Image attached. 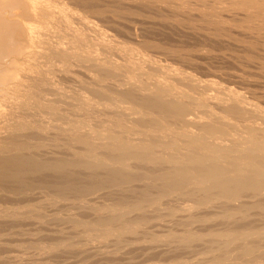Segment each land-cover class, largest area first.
Returning a JSON list of instances; mask_svg holds the SVG:
<instances>
[{
  "label": "bare ground",
  "instance_id": "1",
  "mask_svg": "<svg viewBox=\"0 0 264 264\" xmlns=\"http://www.w3.org/2000/svg\"><path fill=\"white\" fill-rule=\"evenodd\" d=\"M52 1H54V0H52ZM58 1L56 2V4L58 3ZM199 1L202 4L213 3V4H211V5H213V10H212V12H210V15H216V13H219V11L221 12L223 10H227L229 12L231 10H233V11H235V13L236 12L242 13L244 15L245 20H246V21H244V23L247 22L246 29L248 28L249 30L250 29L252 30V28L253 29L256 28L257 29L256 32H258V35L262 34V36H264V0H212L210 2H206L207 0H199ZM146 2L159 4L160 2L170 3V2H175V1H173V0H146ZM192 2H195V1H192ZM60 3H62V2H60ZM56 4H54V2L52 3L51 1L50 2L44 1L41 3V1L37 2L36 0H0V8H2V9H4V8L5 9L6 8L13 9V7L21 8L22 13H20L21 15H19V16L23 18V20L20 17L19 18H12V19L9 18V20H8L7 19L8 17L6 19L4 18V16L6 14L8 15V13L4 14V16H3V14L0 12V87H1L0 90H3L1 92H8L9 93V94L6 93V94H8V96L6 95L7 98L2 96V97H4V99H8V103L6 104V103H4V101L2 102L4 104H3V106H1V108L3 110L0 111V119H1L0 128L5 129V132L8 128V130H9L8 132H10V133H8L9 135H7V136L9 138H20V139L21 138L23 139L24 137L28 136L29 132H30V134H32L33 131L34 132H36V131L44 132V131H46L45 129L48 127H49V129H51L50 126L52 127L53 130H55V132L57 134H59V136H60L61 131H65L64 136L69 138L71 140V142L73 143L71 146L69 145L67 149L70 148V149H72V152H74L73 154H71V156L74 154L75 155L72 157L73 159H71V158L58 159L59 157H57V159H54V160L52 159L50 161L41 162L42 160H38L37 158L34 157V154L36 153L35 148H34V150L32 148V152H30V150H28L29 152L26 150L29 154L28 153L26 154V152H25L24 155H19L18 152L16 154V151H15V154L9 155L10 157H8L4 161V162L8 163V166L3 168L2 171L0 170V178L1 177L5 178V176L9 177L7 175V174H9L10 175L9 179H15L16 180V178L20 179L23 175L26 176V175H28V173H31V172L39 173L41 170H45V171L50 170L52 172L58 173L57 175H59V176L62 174L64 176V174L69 175L71 173L70 170H72V172H73V169L74 170L78 169L81 171L82 170H88L89 171L88 174H90L91 172H93L95 174L96 171H97L96 173H98V171L99 172L102 171L104 173L102 175L103 177L100 179L98 178V179L103 184H105V186L108 185V187L106 186L107 188H109V187L112 188L113 186L120 188V186L122 187V184H124V185L130 184L129 182H131L133 180V178H135V176H133L134 175L133 174L134 166L132 164L133 162L129 163L130 160L155 162L162 167V171L159 175V179H161L163 181L162 187L156 193H148V192L142 193L140 191L142 193L141 198L139 200H137L136 202H134L130 206V210L129 209H119V208L117 209L115 206L113 208L110 207L111 209H107V207H106V211H104V209H103V211H101L100 208L99 209L97 208L101 212V214H102V212L103 213L108 212L106 214L107 216L105 218L106 221L108 220V222H110V220H116V219L124 218L125 216L127 217V215L131 216V215H133V214H131L132 212H139L140 215L148 216L146 214L150 215V213H148L151 211L150 209L151 208L156 209L158 207V204H160V203L162 204L161 200H163L164 198L167 199V198L172 197V196H176V198L177 197L179 198L182 194H185L186 196L188 195V196L194 198V202L190 203V204L186 203V202H185L186 203L185 204L182 202L183 203L182 207L177 206L178 210L180 211V213H178V215L180 214L182 217H184L183 219H185V220H193L196 218H200L199 215L205 213V211H204V213L203 212L200 213L199 209H209V208L210 209H227L230 212L232 211V213L229 214L230 217L231 216L235 217V215L240 216L243 219L241 221V224H243L242 222L246 223L243 226L238 224V226L240 225L239 229L241 231H244L243 232L244 234L252 232L253 235H257L260 237L258 243H256V244L251 242V241H248L247 238H244V240H242L244 242H242V244H240V246L238 247L237 255L249 256V257L254 256L252 258V262H263L264 263V108H262L260 105L256 104L255 102L248 99L246 96H243V94H240L239 92L235 91L234 89H232L230 87L217 85V82H215V80H212L209 78H208V80L207 79L203 80L202 77H201L202 78L201 79V78L197 77V75L195 76L193 72H192L193 74L190 73L188 70L187 71L183 70L181 72L179 70H177L178 72H176L177 68H175V69L174 68H168L167 67L168 65L167 66L164 65L163 66L164 68H163L162 66L158 65V63H160V62L157 61V63H156L155 61H153V62L149 61V59L147 60L146 57H144V54H143V56L140 55V53H138L137 49H135V50H137L138 54L137 53L135 54V50H134L135 55L132 54L133 56H131V53H129L127 51V47L123 46L122 48L121 47L118 48V47H116L115 43H114L115 48L112 45H110V43L108 44L107 42H103V45H99L100 43H98V45H92L90 42H88L87 38L85 36H83L85 34L84 33L85 29L89 30L90 28L91 29L96 28L92 24L93 23L92 20H90L92 22L91 23L89 20L86 19L87 14H86V18L84 16H83V18L81 16H79V17L77 16L78 19L75 18L76 20H80V24L82 27L79 25H78V27L73 26V24L75 22L73 21L72 18L76 12L74 11L75 13H73L71 15H70V13H68L69 16H66L68 10L67 9H66L67 11L63 10L66 7H63V5H62L63 8H60L61 10L66 12V14H65L64 12H62L59 9H58L59 11H56V7H58ZM184 4H186V1L180 2V6L182 8H184L183 7ZM59 7H61V6H59ZM205 7H206V5H205ZM125 11H126V9H125ZM112 13H113V11H112ZM238 13H236V14H238ZM231 14H233V13H231ZM11 15H13V14H11ZM78 15H80V14H78ZM185 18H187V17H185ZM28 20L30 22L31 21H33V22H31V23L27 22ZM231 20H234V19H231ZM76 22H78V21H76ZM95 22H94V24H95ZM242 22H243V20H242ZM77 24H79V22ZM39 26H40V28H39ZM75 27L83 28L84 29V30L82 29L84 31L83 34H81L78 31L79 29L77 30ZM98 27H100V26H98ZM50 28H52V29H50ZM48 29H50L51 32L53 30H56L57 35H51L50 31H48ZM63 30H65V31H63ZM97 31L101 32L100 30H97ZM97 31H95V32H97ZM254 32L255 31L253 30V33ZM53 34H55V33H53ZM92 34H94V32ZM99 34H101V33L97 34L98 37H99ZM102 34H101V36H102ZM85 35H88V34L86 33ZM90 37H92V36H90ZM95 37H94V39H95ZM103 37H104V35H103ZM103 37H101V38H103ZM104 38H105L104 41H106L107 40L106 36ZM99 39H100V37H99ZM99 39L97 40L98 42H99ZM254 39H255V37H254ZM108 40H109V38H108ZM92 41H95V40H93V38H92ZM259 41H261V40H259ZM262 41H263V39H262ZM110 42H112V41L110 40ZM262 44L264 45L263 42H262ZM77 47H79L80 48L79 50H81V51H74L72 49V48H77ZM114 49L117 50L116 51L117 53H115V54L113 53ZM133 49H131V50H133ZM263 50H264V48H263ZM6 58H8L9 61ZM5 59L7 60L6 62H9L8 65H5L3 63V60H5ZM22 60H27V61L30 60V62L32 61L31 65L27 64V63L25 64V65L30 66V67L27 66L28 71L26 69L25 70L28 73L27 77H29L32 81H34L33 82V83H35L34 86L38 87V88H36V87L35 88L37 90L38 89H42V90L45 89L47 92L49 91V93H52V94H54V92H55L54 90H56L58 92V90L56 88L59 89V87H56L57 86L56 82L54 84L53 83L54 81H50L51 79H49V76H48L49 74L47 75L48 72L51 73L53 71L56 73L58 70H60V71L63 70L62 73H60L63 75L64 72L70 71V69H68V68L69 67L71 68L72 67L71 65H73L74 68H75L74 65H76V68H78L77 65H79L81 67V68H79V70L77 69L75 72L80 71V69H82L83 67H86V68L89 67L91 69V73H89L90 71L89 72L87 71L86 76H88V77H86L83 74V73H86L85 71H83V73H82V75L85 76V79H83L84 76H83V78H81L82 76H79L81 78V80L83 79L82 81H80L78 79V77H77L78 74H76L77 76L73 74L78 79V81H77V79H76V81L81 82V83H79V87L81 86L80 89H82V90L86 89V92H88V91L91 92L92 97L91 96L89 97L87 95L84 97L83 94L81 95L82 91L80 92V95L82 96V98L83 97L84 98L81 100V104L79 101L78 102L81 106L84 105L86 107V108L85 107H82V108H85L87 110H85L84 112H82L81 110L78 111V109L76 107L75 112L77 114L72 113L74 118L73 117L69 118L70 122L67 120L69 123L68 127H65L66 124L63 125L64 123L62 124L63 126L60 125L61 123L57 124L59 120L58 121L54 120V121H57L56 124H54V121L52 119H51V121L53 122V125H51V122L49 121L50 120L49 119L48 120L50 122V126H49L48 125L49 123H47L46 122L47 120H45L46 118H44V117H48V116H45L44 114H48V115H50L49 117H53V115L58 113L57 112L58 109L56 111V109L51 107L52 104L51 105L50 104L45 105L49 102L46 101V99H45L46 95L44 96L42 93H39L40 90H38L39 92H37V90H36V92L38 94H35L38 101H41V102L45 101L47 103L42 104V103L38 102L39 105L42 104V106L39 108L38 113L36 112L37 115H39V116H36L34 113L35 111L32 110L34 107L33 106L34 103L32 105H31L32 102H30V101H29L30 103L26 102L27 104L24 102L20 103V99H16V97L14 99V97H10V95L12 96V94L13 95H15L17 93L19 94L20 91H18V90H20L19 89L20 86L21 85L23 86V84H24V83L22 84V82L20 83V80L18 83H16L17 79L20 78V77H18L20 72H18L17 70L19 69L18 66L20 64V61H22ZM52 61H57L56 63L61 62L63 64L62 65L61 63H59V64H61V69L59 68L60 66L58 67V64H57V67L59 69L57 70L56 67L54 68V69H56V71L53 70V67L50 68L51 71H49V69H47V67H49V66L44 68L46 65H50V66L53 65ZM146 61H149L152 63H149ZM245 62H246V60H245ZM49 63H52V64H49ZM23 64H24V62H22V65ZM25 65L22 67H25ZM21 66H20V69H21ZM66 70H68V71H66ZM83 70H84V68H83ZM21 71H22V69H21ZM158 71H163L166 76H164V74H163V76L160 77L158 75V74H160ZM215 71H216V69H215ZM75 72L73 71V73H75ZM80 72H82V71H80ZM55 73L53 75H55ZM57 74L60 75L59 72H57ZM67 74L71 75V73H67ZM79 74H81V73H79ZM53 75L50 74V76H53ZM73 75H71V76H73ZM160 75H162V74H160ZM71 76H68V77H71ZM74 76H73V79L75 81ZM114 76L118 77L117 79H115V81L112 80ZM29 78H27V79H29ZM106 78H110V80H112V81H109L108 79H107L108 80L107 81V80H105ZM86 79H88V80H86ZM31 80H29V81H31ZM77 85H78V83H77ZM30 86L32 87L33 84L32 85L30 84ZM11 88H12V90H11ZM25 88H28V87H25ZM60 88H61V86H60ZM21 89H22V87H21ZM24 89H22V92L23 91L25 92V90H27V89H25V90ZM30 90H33V88L32 89L30 88ZM45 90H43V91L45 92ZM29 92L31 93V91H29ZM29 92H28V94H29ZM59 93H61V94L63 93L62 88H61V92H59ZM66 93L68 95V92H66ZM66 93H64V94L66 95ZM1 94H3V93H1ZM20 94H21V92H20ZM46 94H48V93H46ZM56 94H58V93H55L54 96ZM84 94H85V92H84ZM94 94H100V96L103 95L106 97H111V98H114L116 100H118V98L119 99L122 98V100L124 102L129 104L128 105L129 109H131L133 113H136V115H138V118H139L138 120L142 119V118H140V116L143 114L145 116H147L149 114H154L155 116H152L151 119L146 120V118H145L144 120L149 121L150 125L156 124L157 126H161V127H155V128H151V127L146 128L145 127L146 129H144V130L138 129L139 131H136V130L131 128L132 130H130L129 127H131L132 125H128L127 123H125L123 121V118L125 116L123 115V118H122V115H121L119 118H117L118 119L117 122H114L112 124L107 123V125L106 124L103 125L101 130L98 129V128H101V126L99 127V125H97L98 123L96 125L94 124L95 126H97L96 127L97 130H95L93 127H91L92 124L94 123V122L90 121L92 116L90 117V120H87V116H88L87 114H91L92 112H96V111L102 110V109L108 110V111L102 110L106 114H108L109 109L110 110L116 109V110H114L115 112L117 110H120L121 114H123L124 113L123 110L125 111L124 108H126L127 106L126 107H123L120 105L117 106V105H114V102L112 105V104H110L112 102H110V103L105 102V98H103L104 101L94 99L93 98V97H95ZM27 95H26V97H27ZM67 95H66V97H67ZM48 97H50V96H48ZM62 97H64V95ZM66 97L64 99H67ZM74 99H75V97H74ZM75 100H77V99H75ZM36 101L37 100H35V105L37 104ZM67 101L65 104H67ZM28 104H30L32 106V109H31L30 105H28ZM4 105L8 108L7 110H4V108H3ZM39 105L36 106L37 109H38ZM52 106H55V104ZM74 106H72V107H74ZM64 107H66V106H64ZM64 107H63V109H64ZM121 108H123V110H121ZM74 109H75V107H74ZM70 110H73V109H70ZM70 110H69V112H70ZM82 110H84V109H82ZM102 111H101V113H103ZM63 112L64 111H62V113ZM98 113L100 114V112H98ZM109 113H111V112H109ZM118 113H119V111L116 114H118ZM126 113H127V111H126ZM93 114H94V116L95 115L97 117L99 116L95 113H93ZM93 114H91V115H93ZM114 114L115 113H111L110 115H114ZM129 114L131 115V113H129ZM32 115H35V117L33 116L34 119L31 120L32 122L26 121L24 123H21V122L19 123V122H16L17 120H15V122L13 120L15 117L29 118L27 116H32ZM57 115H60V114H57ZM61 115H63V114H61ZM100 115H102L104 118L103 114H100ZM105 116H106L105 118H107V115H105ZM134 116L135 115H133L132 117H134ZM149 116L151 117V115H149ZM55 117H56V115H55ZM85 117H86V119H85ZM113 117H115V115ZM36 118H39V119L37 120ZM30 119H31V117H30ZM93 119H94V117H93ZM98 119H99V117L97 118V120ZM135 119H136V116H135ZM97 120H95V121H97ZM89 121H90V124L92 123L91 126L89 124ZM133 122H138V121L135 120ZM128 123H129V120H128ZM130 123H131V121H130ZM126 125H128L129 127ZM171 125H177V127L171 129V127H172ZM3 129H1V132H4V131H2ZM49 129H47V131H50ZM52 129H51V133H53ZM56 133H54L55 136H56ZM4 136H6V135H4ZM52 136L50 134L51 138H52ZM66 137H65V139L68 140ZM57 138H58V135L56 136L55 140H57ZM174 138L175 139L177 138V140H174ZM22 139H21V141H22ZM47 139H49V137ZM58 139H60V137ZM49 140H52V139H49ZM178 140H180L181 142L179 143ZM43 141H44V139H43ZM80 142H83V143L85 142V143L84 144L82 143V145H81ZM176 143L178 145H180V147H183V148H188V147H191L194 145V147L197 146L198 149H197L195 154H188L185 158L181 157V156L178 158V157H176V155H174V151L172 150L173 148H171V146H174V144H176ZM177 144H176V147H177ZM57 145H60V144H57ZM178 148H179V146H178ZM11 149L17 150L18 148L13 147ZM19 150H23V148H20ZM19 150H17V151H19ZM68 151H69L68 152V154H69L71 150H68ZM83 156H86V157L84 158ZM53 158H55V157L53 156ZM1 163H2V161H1ZM138 163H139V165L141 164L140 162H138ZM136 165H137V163H136ZM139 165H137V166L139 167ZM4 171L7 172L6 175L4 174ZM156 171H158V170H156ZM68 172H70V173H68ZM85 172H87V171H85ZM41 173H42V171H41ZM93 173H91V174L93 175ZM98 174L100 177V175L102 173H98ZM98 174H97V176H98ZM94 177H96V176L94 175ZM137 177H138V174H137ZM78 180H74V181L77 182ZM22 181H23V177H22ZM102 183H100V184H102ZM40 184H41V182H40ZM86 184L87 183H85V185ZM92 184H93V182H92ZM92 184L90 186H87V185L84 186V191L87 190V194L88 193H94L96 190L99 191V188H102L104 186V185L103 186L102 185L101 186L100 185H97V186L93 185L92 186ZM136 184H138V183L136 182ZM68 185L70 186V184H68ZM74 186H77L76 183ZM81 186L83 187V185H81ZM52 187H54V186H52ZM63 187H65V186H63ZM71 187H73V186H71ZM44 188H45V186H44ZM80 190H82V189L80 188ZM103 190H105V189H103ZM106 191H104V194ZM57 194H58V192H57ZM76 194H74V195H76ZM64 195H66V194L64 193ZM90 195H92V197H90V200L89 199L88 200L89 201L92 200L91 204L93 206L95 204L93 202V199L97 200L99 197H102L101 195H103V194L99 195L97 193H94V195L93 194H90ZM78 197H79V195H78ZM49 199H51V198H49ZM166 199H164L165 200L164 202H166ZM74 201H78V202L80 201V204L85 203V202L87 203L86 198L80 199V200L78 198L77 200H74ZM167 201H168V199H167ZM71 202H73V201H71ZM39 203H40V201H39ZM164 205H163V208H164ZM179 205H180V203H179ZM63 206H65V205L63 204ZM68 206H70V205H68ZM96 207H94V208H96ZM172 207H174V206H172ZM73 208H74V206H73ZM79 208H81V207H79ZM108 208H109V206H108ZM122 208H125V207H122ZM168 208L170 209V207H168ZM10 209H12V207ZM18 209H20V208H18ZM87 209L88 208H86V210ZM173 209L178 211L176 209V206ZM4 210H7V208H5ZM146 210L148 212H146ZM252 210H254V214H251ZM155 211L156 210H154V212ZM216 211L217 210H215L213 212H216ZM12 212H14V211H12ZM93 212H94V209H93ZM154 212H152V213L154 214ZM173 212H174V210H173ZM209 212H208V214H209ZM164 213H165V211H164ZM3 214H1V215H3ZM180 215H179V217H180ZM96 216H98V215H96ZM144 216H142V218ZM253 216H255L254 219H253ZM3 217H4V215H3ZM133 217H135V216H133ZM152 217L154 218V216H152ZM219 217L220 216H218V218ZM97 218H99V217H97ZM201 218H203V217H201ZM103 219H100V221L102 220V222L100 224H103ZM105 219H104V221H105ZM134 219L136 220V217ZM230 219H233V218L231 217ZM255 219L257 221H254ZM64 220L66 221V219H64ZM178 220L180 221V219H178ZM71 221L72 220H70V222ZM78 221H80V220H78ZM100 221H97L98 224ZM67 222H69V220ZM72 222L74 223V221H72ZM174 222H175V220H174ZM226 222H227V220H226ZM93 223H94V221H92V224ZM75 224H76V222H75ZM98 226H100V225H98ZM195 226H198V225L195 224ZM238 226H236V227H238ZM140 227H142V226H140ZM193 227L194 226H192V229H193ZM84 228H85V226H84ZM196 228H198V227H196ZM83 229H81V230H83ZM205 229H207V228H205ZM227 229H229V228L227 227ZM16 230H18V229H16ZM71 230H72V228H71ZM143 230H146V229L144 228ZM187 230H188V228H187ZM117 231H118V229H117ZM224 231H222V232H224ZM189 232H188V236H191L193 232L192 231H189ZM82 233H83V231H82ZM108 233L109 232H107V234ZM150 233H152V232H150ZM225 233H226V235L229 234V233L227 234V232H225ZM51 234H53V233H51ZM105 234L106 233L104 232V235ZM205 234L208 236L214 237V236H217V234H219V233L216 234V233H212V231H209V232H205ZM253 235H251V236H253ZM120 236H122V235H120ZM193 236H195V235H193ZM220 236H221V234H220ZM245 236L248 237L250 235L247 234ZM223 237H225V236H223ZM87 238H89V237H87ZM117 238H119V236H117ZM206 238L210 239L211 237L209 238L207 236H199L198 238H192V239L204 243L205 241H203V240H205ZM80 241H81V239H80ZM104 243H105V241H104ZM204 244L207 246V250L213 251L215 253V255H214V257L210 263L211 264H222L226 259L224 257L226 255V253L232 250V249H230L231 245L236 244V242L234 240L218 241L215 237L214 240H212V241L209 240L208 243H204ZM18 245H20V244H18ZM94 245H96V244H94ZM185 246H190V243H186ZM100 247H103V246H100ZM15 248H16V246H15ZM12 249H14V248H12ZM19 249H20V247H19ZM1 250H2V248H1ZM86 251H88V250H86ZM14 252H16V251L14 250ZM111 254L113 255V253H111ZM13 256H12V258H13ZM193 257H194V255H193ZM16 259H18V258H16ZM206 259H207V257H206ZM208 259H209V257H208ZM0 261H1V259H0ZM13 261L15 263V260H13ZM27 262L29 263V261H27ZM20 263H22V262L20 261Z\"/></svg>",
  "mask_w": 264,
  "mask_h": 264
},
{
  "label": "rangeland",
  "instance_id": "2",
  "mask_svg": "<svg viewBox=\"0 0 264 264\" xmlns=\"http://www.w3.org/2000/svg\"><path fill=\"white\" fill-rule=\"evenodd\" d=\"M36 1L37 2L41 1V3L44 1L45 2L51 1L52 3L54 2V4H56V2L58 0H54V1H52V0H36ZM64 1L63 0L58 1V3L56 5L58 7L59 6H61V7H59V8L56 7V11L61 10L60 8L66 7L63 9V10H66V9L68 10V11L66 10L67 11L66 16H69L68 13H70V15H71V14L76 12L72 18L73 21L75 22L74 24L72 23L73 26H77V27H78V25L81 26L80 20L75 19V18H77V16L78 17L81 16L82 18L84 16L86 18V14H87L86 19L89 21L92 20L93 23L91 21L90 22L97 29L96 28H92V29L90 28L89 30H87V29L84 30L83 28H81L82 26L79 28L75 27L77 30L79 29L78 31L81 34H83L84 31H85L84 32L85 34L86 33L88 34V35L84 34L83 36H85L87 38L88 42H90L92 45H98V43H100L99 45H103V42H107L108 44L110 43V45H112L113 47L115 44H116V47H118V48L119 47L122 48L124 46V47H127V51L129 53H131V56L135 55L137 53V50H138V53H140V55H142V56L144 54V57H146L147 60L149 59V61H152V62L155 61L156 63H157V61L160 62V63H158L159 66L163 67L164 65L165 66L168 65L167 66L168 68H174V69L177 68L176 72H178L177 70H179L180 72L183 70L184 71L188 70L190 73L193 72L195 76L197 75V77H199V78L202 77L203 80L204 79L208 80V78L215 80V82H217V85L230 87V88L234 89L235 91L239 92L240 94H243V96H246L251 101L260 105L262 108H264V101H263L264 100V96H263L264 95V50H263L264 45L262 44V42L264 43V38H263L264 36H262V34L258 35V32H256L257 31L256 28H255L256 30L253 28H252V30L251 29L249 30L248 28L246 29L247 22H245L246 24L244 23V21H246V20H245L244 15L242 13L236 12V13H238V14H236L235 11H233V10H231L232 12L231 11L229 12L227 10H223V11H221L222 12L221 13L218 10L219 13H216V15H210V12H212V10H213V5H211L213 3L202 4L199 0L198 1L197 0H173L175 2H170V3L160 2L159 4L158 3H151V2L147 3L146 0H119V1L118 0H114V1L113 0H88V1L87 0H70L71 2L69 0H64ZM182 1L183 2L186 1V4L183 5L184 8H182L180 6V2H182ZM192 1H195V2H192ZM210 1H212V0H207L206 2H210ZM60 2H62V3H60ZM62 5H63V7H62ZM205 5H206V7H205ZM1 9L2 8H0V12L3 14V16H4V14L8 13V15L6 14L4 16L5 19L8 17L7 18L8 20H9V18L10 19L19 18L20 17L19 15H21L20 13H22L21 8H19V7H13V9H11V8L10 9L4 8L2 10ZM125 9H126V11H125ZM63 10H61V11L66 14V12ZM112 11H113V13H112ZM231 13H233V14H231ZM11 14H13V15H11ZM78 14H80V15H78ZM185 17H187V18H185ZM20 18H22V17H20ZM231 19H234V20H231ZM22 20H23V18H22ZM242 20H243V22H242ZM76 21H78L79 24H77L78 22H76ZM27 22H30V21L28 20ZM31 22H33V21H31ZM94 22H95V24H94ZM98 26H100V27H98ZM39 28H40V26H39ZM50 29H52V28H50ZM50 29H48V31H50L51 35H57L56 30L52 31L53 33H55V34H53ZM97 30H100L101 32H99ZM253 30L255 31L254 33H253ZM63 31H65V30H63ZM92 31L94 32V34H92L93 33ZM95 31H97L98 33H101V34L103 33L102 36H101V34H99V37L101 40L97 36L98 33ZM89 35L92 37H90ZM103 35H104V37L106 36V39H107L106 41H104L105 38L103 37ZM94 37H95V39H94ZM101 37H103V38H101ZM254 37H255V39H254ZM92 38L95 41H92ZM108 38H109V40H108ZM98 39H99V42L97 41ZM262 39H263V41H262ZM110 40L112 42H110ZM259 40H261V41H259ZM72 49L74 51H81V50H79L80 49L79 47L72 48ZM131 49H133V50H131ZM135 49H137V50H135ZM134 50H135V54H134ZM192 50L193 51L195 50V51L193 52ZM116 51L117 50L114 49L113 53L114 54L117 53ZM6 59L9 61L8 58H6ZM6 59L3 60V63L5 65H8L9 62H6L7 61ZM245 60H246V62H245ZM149 61H146V62H149ZM22 62H24L23 65H22ZM56 62L57 61H52L53 65H51V66L46 65L44 68L49 66V67H47V69H49V71H51L50 70L51 67H53V70H55V71H56V69L57 70L59 68L61 69L62 63L59 62V63H61V64H59ZM152 62H149V63H152ZM26 63L31 65L32 61L31 62H30V60L20 61V64L18 66L19 69L17 70L18 72H20L21 75L19 74V76H18L20 78H18V79L16 78L17 79L16 83H18L19 80H20V83L21 82H22V84L24 83L23 84L24 87L20 84L21 85L19 88L20 90H18L21 92V94L19 92L20 95L17 93L15 95L12 94V96L10 95V97H14V99L16 97V99H20V103L21 102L22 103L23 102L24 103L32 102L31 105L34 103L33 109H32V106L30 104H28V105H30L31 109L33 111H35L34 112L35 115L39 116V115H37L39 108L42 106L43 103L44 104L47 103L45 101H42V102L38 101L35 94H38L37 92H39L38 90H40L39 93H42L44 96L46 95L45 99H46V101L49 102L45 105H49V104L54 105L55 104V106L51 105V107L56 109V111L58 109V111H57L58 113L55 114L56 117H55V115H53L54 118L49 117L50 115H48V114H44L45 116L49 117V118L44 117V118H46L45 120H47L46 122L49 123L48 124L49 126H50V122H51V125H53V122L51 121V119H52L53 121L59 120L57 124L61 123L60 125H62L64 123L63 125L66 124L65 127H68L69 126L68 125L69 124L68 123L69 118H71V117L74 118L73 114H77L75 112L76 107H77L78 111L81 110L82 112H84L85 110H87V109H85L86 107L84 105L81 106L80 104H81V100L86 95L89 97L90 96L92 97L91 92H89V91L86 92V89L85 90L80 89L81 86L79 87V83H81V82H77V81H78V79L80 81L85 79V76L87 75V71L88 72L90 71L89 73H91V69L89 67L88 68L83 67L84 70H83V68L80 69V71H82V72H80V71H78V72L81 74H79L78 72H75L77 69L79 70V68H81L79 65H77L78 68H76V65H74L75 68L73 67V65H71L72 67L68 68V69H70V71L66 70L68 72H64L63 75L60 74V73H62L63 70H61V71L58 70L57 72H59V74L61 76L58 75L57 72L56 73L53 71H52L53 73L48 72L47 75L49 74L48 76H49V79H51L50 81H54L53 82L54 84L56 82V85H57L56 87H59V89L56 88L58 90V92L56 90H54L55 91L54 94L55 93L59 94V95L56 94L58 96L57 97L56 95L54 96V94L49 93V91L47 92L45 89H43V90H45V92L42 89H38V90L36 89L38 87L34 86V84H35V83H33L34 81H32L29 77H27V74H28L27 73V71H28L27 66L28 67H30V66L25 65ZM52 63H49V64H52ZM57 64H58V67L60 66L59 68L57 67ZM21 65L22 66L25 65V67H22ZM20 66H21L22 71L20 69ZM55 67H56V69H54ZM215 69H216V71H215ZM73 71L75 73H73ZM83 71H85L86 73H83ZM158 72L160 74H162V75L158 74L160 77H162L163 74H164V76H166L163 71H158ZM54 73H55V75H53ZM67 73H71V75L78 74V76L76 75L78 77V79L76 78V76L73 75L75 77V81H74L73 76H71L70 74L68 75ZM82 73L85 76L82 75ZM50 74L53 76H50ZM21 76L22 77L24 76V77L22 78ZM66 76L67 77L71 76V77L67 78ZM79 76H82L81 78H83V76H84V78L81 80V78ZM86 77H88V76H86ZM27 78H29V79H27ZM117 78L118 77L114 76L112 80L115 81V79H117ZM76 79H77V81H76ZM107 79L109 81H112V80H110V78H106L105 80H107ZM29 80H31V81H29ZM86 80H88V79H86ZM29 83L31 85L33 84V86L31 87ZM77 83H78V85H77ZM59 85L62 88V92H63L62 94L59 93V92H61V88ZM21 87H22V89H24L25 87H28V88H25L27 90L24 89L25 92L24 91L22 92ZM30 88L31 89L33 88L34 91L30 90ZM0 89H1V87H0ZM11 90H12V88H11ZM28 90L31 91V93ZM36 90H37V92H36ZM1 91H3V90H0V102H1L0 103V111L3 110L1 108V106H3L4 103H6V104L8 103V99H4V97L7 98L8 94H9L8 92H1ZM65 91L68 92V95ZM28 92H29V94H28ZM80 92H81V95L83 94V96H84L83 98L80 95ZM84 92H85V94H84ZM1 93H3V94H1ZM6 93H8V94H6ZM46 93H48V94H46ZM64 93H66L67 97ZM26 95H27V97H26ZM63 95H64V97H62ZM94 95H95V97H93L94 99L104 101L103 98H105V102H109V103L112 102V103H110L112 105L114 102V105H117V106L118 105L123 106V107L127 106L126 108H124L125 111L123 110V108H121V110H123V112H124V113L122 112L123 114H121L120 110H117L115 112L114 110H116V109H114V110L111 109L112 111L109 109V112L115 113L114 114L115 117H113L114 115H110L111 113H109V112H108V114L103 112L105 109L104 110L102 109L103 111L98 110L96 112L91 113V114L95 113V114L99 115L98 120H97L98 117L96 115L94 116V114L93 115L87 114L88 115L87 120H90V117L92 116L90 121L94 122V123L93 124L91 123L92 124V126H91L90 121H89V124L95 130H97V128H96L97 126H95L97 123H98L97 125H99V127L101 126V128H98V129L101 130L103 125H105V124L107 125V123L112 124L114 122H117V120H118L117 118H119L121 115H122V118H123V115L125 116L123 118V121L125 123H127L128 125H132L131 127L126 125L130 128V130L134 129L136 131H139V130H144V129L150 128V127L151 128L161 127V126H157L156 124L150 125L149 121H146L147 119H151L152 116H155L154 114H149V115H151V117L147 114H146L147 116H145L143 114L140 116V118H142L143 120L142 119L138 120L139 119L138 115H136V113H133L132 110L129 109V106H128L129 104L124 102L122 100V98L119 99L117 97L118 100H116V99L111 98V97H106L103 95L100 96V94H94ZM2 96H4V97H2ZM48 96H50V97H48ZM65 97L67 99H64ZM74 97L77 100H75ZM35 100H37L36 105H35ZM65 100L66 101L68 100L67 104H65L66 103ZM3 101H4V103H2ZM78 101L80 102V104ZM38 102H40L42 104L39 105ZM37 105H39L38 109L36 107ZM64 106H66V107H64ZM72 106H74L75 109ZM63 107H64V109H63ZM78 107L79 108L85 107V108H82V109H84V110H82L81 108L79 109ZM3 108H4V110L8 109L5 105ZM70 109H73V110H70ZM69 110H70V112H69ZM62 111H64V112L62 113ZM101 111L103 113H101ZM105 111H108V110H105ZM118 111H119V113L116 114ZM126 111H127V113H126ZM98 112H100V114H103L104 118ZM129 113H131V115ZM57 114H60V115H57ZM61 114H63V115H61ZM132 114L136 116V119H135V116L132 117L133 116ZM35 115L27 116L29 118L22 117L23 119L21 117H15L13 120H14V122H15V120H17L16 122H19V123L20 122L24 123L26 121L32 122L31 120L34 119ZM105 115H107V118H105L106 117ZM30 117H31V119H30ZM93 117H94V119H93ZM145 118H146V120H144ZM36 119L38 120L39 118H36ZM85 119H86V117H85ZM134 119L138 122H133V121H135ZM95 120H97V121H95ZM128 120H129V123H128ZM57 121H54V124H56ZM130 121H131V123H130ZM0 124H1V119H0ZM171 126H172L171 129L177 127V125H171ZM50 128L52 129L51 126H50ZM1 129H3V128H0V138L2 137L0 139V154H1L0 155V170L1 171L3 170V168L8 166V163H6L4 161L8 157H10L9 155L15 154V151H16V154L18 152L19 155H24L25 152H26V154L29 152L28 150H30V152H32V148H33V150L35 148L36 149L35 151L37 154L35 153L34 157L37 158L38 160H42L41 162L50 161L52 159L54 160V159H57V157H59L58 159H67V158L73 159L72 157L75 155L74 154L71 156V154H73L74 152H72V149H70V148L67 149L68 146L69 145L71 146L73 143L71 142V140L69 138L64 136L65 131H61L62 134L60 133V136H59V134H57L55 132V130H53V129H52L53 133H51V129H49V127H48L45 129L46 130V131H44L45 133L41 132V131H39V132L33 131L34 134L33 133L30 134V132H29L28 136L24 137L23 139L21 138L22 141L24 140L22 142L20 138H9L7 136V135H9L8 133H10V132H8L9 131L8 128H7L6 132H5V129L2 130L4 132H1ZM47 129H49L50 131H47ZM54 133H56V136L58 135V138L60 137V139L57 138V140H55L56 136ZM50 134H51V136L53 135L52 138L50 137ZM4 135H6V136H4ZM48 137H49V139H52V140L47 139ZM65 137L70 142L68 140H66ZM43 139H44V141H43ZM174 140H177V138L176 139L174 138ZM178 142L180 143L181 141L178 140ZM82 143L83 142H80L81 145H82ZM57 144H60V145H57ZM176 144H174L175 147L171 146V148H173L172 150L174 151V155H176V157H178V158L180 156L185 158L188 154H195L197 149H198V147L197 146L194 147V145L191 147H188V148H183V147H180V145H178V144L176 147ZM178 146L180 149L178 148ZM13 147L18 148L17 150H19L20 148H23L24 151L23 150L17 151L15 149H11ZM6 149L7 150L9 149V150L7 151ZM68 150H71L69 154H68V152H69ZM53 156L55 158H53ZM83 157L85 158L86 156H83ZM1 161H2V163H1ZM131 162H133L132 163L134 166V168H133V174L134 175L133 176H135V178H133V180L131 182H129L130 184H125V185L122 184V187L120 186V188L115 187V186H113L112 188L111 187L107 188L108 185H106L107 186L106 187L105 184H103L99 180L100 178L103 177L102 175L104 173L102 171H100V172L98 171V173H102L99 177V174L96 173L97 171L96 172L94 171L95 174L93 172H91V173H93V175H92L91 173L88 174V172H89L88 170H82L81 171L78 169L77 170L73 169V172H72V170H70V172L73 175L70 172H68V173H70L69 174L70 176L68 174L67 175L64 174V176L62 174L59 176V175H57L58 173L52 172L50 170L49 171L48 170L47 171L41 170L42 173H41V171L40 172L38 171L39 173L31 172V173H28V175H26V176L23 175L22 176L23 181H22V177L20 179L16 178V180L15 179H9L10 175L7 174L6 171H4V174L5 175L7 174L9 177L5 176V178L4 177L0 178V188H1L0 189V208L2 207L0 209V212L2 211L0 213V219H1L0 220V259H1L0 263L1 264H18V263L19 264H30V263L31 264H70V263L71 264H94V263L95 264H103V263L104 264H211L210 262L213 259L215 253L213 251L207 250V246L204 243H208L209 240L212 241L216 237V239L218 241L234 240L236 242V244L231 245L230 249H232V250L226 253V255L224 256L226 259L222 264H264L263 262H252V258L254 256L249 257V256L237 255L238 247L240 246V244H242V242H244V241H242V240H244V238H247L248 241H251V242L256 244V243H258L260 237L257 235H253L252 232L244 234L243 233L244 231H241L239 228H240V225L243 226L246 223L242 222L243 224H241V221L243 219L237 215H235V217L231 216L233 219H230L231 217L229 216V214H231L232 211L230 212L227 209H210V208L209 209H199L200 213H202V212L204 213V211H205L204 214L199 215L200 218H196L193 220H185V219H183L184 217H182L180 214H179L180 215V217H179L178 213H180V211L178 210V207H182L183 203H185V202L189 203V204L194 202V198H192L188 195H187L188 196L187 197L185 194H182L179 198L178 197L176 198V196L169 197V198H167L168 201L166 198H164V199H166V202H164L165 201L164 199L161 200L162 204L161 203L158 204V207L156 209H154V208L150 209L149 208L152 212H154V210H156L155 211L156 213L154 212V214L151 211L148 212L149 210L147 209L148 211L146 210V212L150 213V215L146 214L148 216L140 215L139 212H132L131 213V214H133V215H131L132 217L130 215H127V217L125 216L126 218L124 217V218H120V219H116V220H110V222H108V220L106 221L105 218H106V216H107L106 214L108 212H105V213L102 212V214H101V212L98 210L99 208L101 211H103V209H104V211H106V207H107V209H111L110 207L113 208L115 206L117 209L119 208V209H129L130 210V206L134 202H136L137 200H139L141 198V195L143 192L156 193L163 185V181L161 179H159V175L162 171V167L159 164H157L155 162H147V161H139V160H130L129 163H131ZM138 162H140L141 163L140 165L141 166L143 165V166L141 167ZM136 163H137V165H139V167L136 165ZM156 170H158V171H156ZM85 171H87V172H85ZM136 173L138 174V177H137ZM97 174H98V176H97ZM89 175L90 176L92 175V176L90 177ZM94 175L96 177H94ZM74 180H78V181L76 182ZM40 182H41V184H40ZM92 182H93V184H92ZM136 182L138 184H136ZM67 183L70 184V186ZM75 183L77 186H74ZM85 183H87L86 184L87 186H90L91 184H92V186L93 185L94 186L95 185L96 186L97 185H100V186L104 185L105 186V187L103 186L102 188H99V191L96 190L94 192V193H97L99 195L103 194V195H101L102 197H99L100 199L98 197H97L98 198L97 200L93 199V202L95 203L94 204L95 206L94 205L93 206L94 207L97 206L96 208H94L92 206V204H91L92 200L89 201L90 197H92V195H90V194L94 195V193H88L87 194V190L84 191V186H86ZM100 183H102V184H100ZM81 185H83V187ZM44 186H45V188H44ZM52 186H54V187H52ZM63 186H65V187H63ZM71 186H73V187H71ZM80 188L82 190H80ZM103 189H105V190H103ZM104 191H106L105 194H104ZM57 192H58V194H57ZM99 192L100 193L102 192V193L100 194ZM64 193L66 195H64ZM74 194H76V195H74ZM78 195H79V197H78ZM49 198H51V199H49ZM78 198H79V200L86 198L87 203L86 202L81 203L82 204L81 205L80 201L79 202L74 201V200H77ZM70 200L73 202H71ZM39 201H40V203H39ZM62 203L65 206H63ZM179 203L181 206L179 205ZM68 205H70V206H68ZM163 205H164V208H163ZM73 206H74V208H73ZM108 206H109V208H108ZM172 206H174V207H172ZM175 206H176V209L178 211L173 209V208H175ZM11 207H12V209H10ZM79 207H81V208H79ZM122 207H125V208H122ZM168 207H170V209ZM5 208H7L8 211L4 210ZM18 208H20V209H18ZM86 208H88V209L86 210ZM93 209H94V212H93ZM173 210H174V212H173ZM215 210H217L218 212L217 211L213 212ZM12 211H14V212H12ZM164 211H165V213H164ZM208 212H209V214H208ZM1 214H3L5 218ZM251 214H254V210H252ZM96 215H98V216H96ZM133 216L136 217V220L134 219L135 217H133ZM142 216H144V217L142 218ZM152 216H154V218ZM218 216H220V217L218 218ZM97 217H99L100 219H103V218L105 219V221L103 219V224H100L102 222V220L100 221V219ZM201 217H203V218H201ZM254 217L255 216H253V219H254ZM94 218L96 220L98 219L97 221H100L99 224ZM64 219H66V221ZM173 219L175 220V222ZM178 219H180V221ZM68 220H69V222H67ZM70 220L74 221V223L72 221L70 222ZM78 220H80V221H78ZM226 220H227V222L228 221L229 222L227 223ZM92 221H94L93 224H92ZM254 221H257V220L255 219ZM75 222L77 225L75 224ZM195 224L198 226H195ZM238 224H240V225L238 226ZM98 225H100L101 227ZM84 226H85V228H84ZM140 226H142V227H140ZM192 226H194L193 229H192ZM236 226H238V227H236ZM143 227L146 230H143L144 229ZM196 227H198V228H196ZM227 227L229 229H227ZM71 228L73 231L71 230ZM187 228H188V230H187ZM205 228H207L208 230ZM16 229H18V230H16ZM81 229H83V230H81ZM117 229H118V231H117ZM82 231H83V233H82ZM103 231L106 233L105 235H104ZM189 231L193 232V233L191 232L192 233L191 236H188ZM209 231H212V233H216V234L219 233V234H217V236H214V237L208 236L205 234V232H209ZM222 231H224V232H222ZM107 232H109V233L107 234ZM150 232H152V233H150ZM225 232H227V234L229 233L230 235L229 234L226 235ZM51 233H53V234H51ZM220 234H221V236H220ZM247 234H249L250 236L246 237L245 235H247ZM120 235H122V236H120ZM193 235H195L196 237ZM251 235H253V236H251ZM117 236H119V238H117ZM197 236L198 237L199 236H207V237H209V238L211 237V238L210 239L206 238L205 240H203V241H205L203 243V242H199L197 240L192 239V238H198ZM223 236H225V237H223ZM87 237H89V238H87ZM80 239H81V241H80ZM104 241H105V243H104ZM186 243H190V246H185ZM18 244H20V245H18ZM94 244H96V245H94ZM15 246H16V248H15ZM100 246H103V247H100ZM11 247L14 249H12ZM19 247H20V249H19ZM1 248H2V250H1ZM14 250L16 252H14ZM86 250H88V251H86ZM111 253H113V255ZM193 255H194V257H193ZM12 256H13V258H12ZM206 257H207V259H206ZM208 257H209V259H208ZM16 258H18V259H16ZM13 260H15V263ZM20 261L22 263H20ZM27 261H29V263Z\"/></svg>",
  "mask_w": 264,
  "mask_h": 264
}]
</instances>
